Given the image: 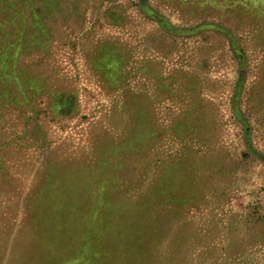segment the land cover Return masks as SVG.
Segmentation results:
<instances>
[{"label":"rangeland","instance_id":"1","mask_svg":"<svg viewBox=\"0 0 264 264\" xmlns=\"http://www.w3.org/2000/svg\"><path fill=\"white\" fill-rule=\"evenodd\" d=\"M130 200L158 264H264V0H0V264Z\"/></svg>","mask_w":264,"mask_h":264},{"label":"trees","instance_id":"2","mask_svg":"<svg viewBox=\"0 0 264 264\" xmlns=\"http://www.w3.org/2000/svg\"><path fill=\"white\" fill-rule=\"evenodd\" d=\"M100 192L105 193V188ZM127 202L126 206L130 207L124 206L120 213L104 203L90 205L87 210L80 206L77 213L73 212L75 208H66L67 204L48 206L45 217L36 221L39 232L35 235L38 237L35 261L39 264H158L151 246L157 232L147 224L150 219L144 216V207L135 200ZM101 208H107V213L103 215Z\"/></svg>","mask_w":264,"mask_h":264}]
</instances>
